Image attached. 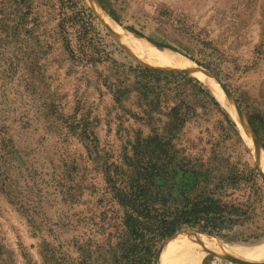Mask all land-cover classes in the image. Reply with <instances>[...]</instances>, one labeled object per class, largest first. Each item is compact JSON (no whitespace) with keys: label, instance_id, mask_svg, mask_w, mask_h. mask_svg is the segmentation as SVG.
Instances as JSON below:
<instances>
[{"label":"rangeland","instance_id":"1","mask_svg":"<svg viewBox=\"0 0 264 264\" xmlns=\"http://www.w3.org/2000/svg\"><path fill=\"white\" fill-rule=\"evenodd\" d=\"M96 2L113 22L144 41L169 44L179 52L160 47L208 64L220 75L226 90L216 79L231 101L229 112L216 98L219 107L195 97L193 114L174 143L186 157L178 158V165L203 172L206 177L199 185L214 188V198L249 205L248 216L236 217L220 234L181 233L186 229L170 238L183 242L206 235L243 247L263 243L264 163L255 148L264 154V0ZM74 4L0 0V136L11 140L17 157L1 163L41 212L34 216L39 226L34 229L0 192V264H98L108 245L118 241L122 227V210L107 188L104 162L119 163L124 152L130 153L129 146L124 149L126 142L138 133L168 131L167 116L143 113L147 106L131 87L132 77L123 72L146 64L119 43L111 25L86 0ZM80 6L89 7L94 16L86 37L101 59L93 63L78 53ZM117 78L130 88L119 102L110 88ZM183 90L193 92L190 86ZM173 102L167 98L160 104L169 107ZM166 238L157 245L152 264L154 257L160 263L158 253ZM43 250L52 254L46 263ZM229 250L177 264H245L234 257L242 253Z\"/></svg>","mask_w":264,"mask_h":264},{"label":"trees","instance_id":"2","mask_svg":"<svg viewBox=\"0 0 264 264\" xmlns=\"http://www.w3.org/2000/svg\"><path fill=\"white\" fill-rule=\"evenodd\" d=\"M73 1L76 6L77 0ZM79 12L83 27L77 38L79 57L88 63L99 61L101 56L97 54V47L91 38L86 37V30L93 28L94 16L89 7L80 6L78 15ZM60 27L65 32L62 23ZM68 44L66 40L67 50L73 55ZM158 45L179 52L169 44ZM183 55L220 79L218 72L208 64L199 63L186 53ZM163 68L167 67L136 65L123 70L125 75L132 77L131 87L147 106L143 113L149 118L154 113L167 116L165 127L168 131L147 136L138 133L133 141L126 142L124 149L127 150L129 146L130 153L124 152L119 163L104 162V179L111 198L122 210V227L116 234L118 241L108 245L98 264H152L157 245L164 238L186 229L220 234L226 225L237 222L236 217L248 216L249 205L241 206L214 198V188L199 185L206 177L203 172L192 166L178 165L177 159L184 161L186 157L176 148L174 139L185 121L192 116L191 105L193 101H198L195 97H204L217 107L219 104L197 78L173 68ZM110 85L116 102L125 98L130 91L119 78ZM185 86H190L193 92L187 94L183 90ZM167 98L174 100L173 105L161 106L160 103L166 102ZM223 113L232 123L227 113ZM81 136L82 139L87 138L85 134ZM10 142L9 138L0 136V192L9 203L18 206L30 226L37 229L39 226L34 216L41 212L32 199L23 194L17 179L8 174L7 167L4 164L2 167L4 160H14V156L17 159L16 150ZM13 168L19 169V166ZM42 244L46 247L47 243L43 241ZM46 250L40 252L45 263L52 257L51 252Z\"/></svg>","mask_w":264,"mask_h":264},{"label":"bare ground","instance_id":"3","mask_svg":"<svg viewBox=\"0 0 264 264\" xmlns=\"http://www.w3.org/2000/svg\"><path fill=\"white\" fill-rule=\"evenodd\" d=\"M86 2L105 24L111 25L114 30L113 34L119 43L136 56L142 63H145L146 65L167 67L166 69L173 68L194 76L209 89V91L223 107H226L229 112H232L231 101L228 98L227 92L224 91V89L219 85V81H217L216 77L209 71L171 49L156 46L125 30L119 24L112 21V19L100 8L96 0H86ZM255 152L257 157L261 159V162L264 163V154L261 152L258 154L256 148ZM208 238L209 236L206 235L195 236L193 238L188 237L185 238V241L183 242H178L177 240L170 238L161 246L158 253V262L160 260L161 264H177V262L180 263L187 259L194 261L202 254L220 249H232L229 250L231 253H234L233 250H236L243 254L242 257L238 255V257L242 259L243 257L246 259L264 258V242L251 247H243L233 244L231 241L226 239L208 240ZM233 246L237 247L238 250Z\"/></svg>","mask_w":264,"mask_h":264},{"label":"water","instance_id":"4","mask_svg":"<svg viewBox=\"0 0 264 264\" xmlns=\"http://www.w3.org/2000/svg\"><path fill=\"white\" fill-rule=\"evenodd\" d=\"M144 65V64H143ZM164 69V68H163ZM166 69V68H165ZM173 70V69H172ZM175 70V69H174ZM178 71V70H177ZM184 73V72H183ZM218 79V78H217ZM219 80V79H218ZM220 81V80H219ZM220 83H221V81H220ZM221 85H222V83H221ZM223 86V85H222ZM223 88L225 89V87L223 86ZM226 90V89H225ZM263 175V174H262ZM264 177V176H263ZM183 232H199V233H205V234H210V233H206V232H201V231H183ZM182 233V232H181ZM156 254V253H155ZM236 259H238V260H240V261H242L243 263H245V264H262V263H264V262H252V261H248V260H245V259H242V258H239V257H237V256H234ZM154 264H155V257H154Z\"/></svg>","mask_w":264,"mask_h":264}]
</instances>
